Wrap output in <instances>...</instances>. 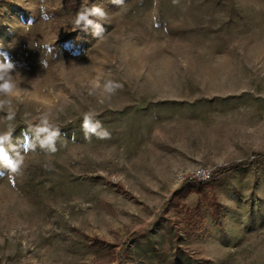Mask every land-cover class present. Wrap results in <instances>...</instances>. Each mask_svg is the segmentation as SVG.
<instances>
[{
    "label": "rangeland",
    "instance_id": "1",
    "mask_svg": "<svg viewBox=\"0 0 264 264\" xmlns=\"http://www.w3.org/2000/svg\"><path fill=\"white\" fill-rule=\"evenodd\" d=\"M83 4L0 0L24 155L0 164V264H264V0H88L98 36L74 26ZM87 113L108 138L85 139ZM198 165L224 169L200 184Z\"/></svg>",
    "mask_w": 264,
    "mask_h": 264
},
{
    "label": "clouds",
    "instance_id": "2",
    "mask_svg": "<svg viewBox=\"0 0 264 264\" xmlns=\"http://www.w3.org/2000/svg\"><path fill=\"white\" fill-rule=\"evenodd\" d=\"M113 4L123 6L124 0H111ZM178 2V0H173V3ZM88 0H84V4L77 11L74 18L75 28H80L86 30L88 27L94 29L93 35L98 36L104 31V28L97 20H107L108 15L105 10L97 5H92L91 7L87 6ZM41 22H49L52 20V17L48 14L47 10L43 7L40 9ZM90 17H95L97 20L90 19ZM32 20L30 19L27 26L32 25ZM156 27H160L159 23H156ZM166 31V28H165ZM46 52H49L50 46L46 47ZM4 57L0 61V111H7L6 120L8 124L5 128H0V164H3L11 174H22L23 164H24V155L20 154L17 146L11 143V134L14 128L12 127L11 122L15 119L16 113L12 107L13 98L19 97V89L15 80V76L12 73L15 71L16 65L11 61L9 54L7 52L0 53ZM44 67H47V61H42ZM122 85L114 82L112 80H107L103 84L93 82L91 89L95 91L97 88H102L104 93L108 97L113 95L117 89L121 88ZM94 113H87L83 117L82 129L85 133V139H91L93 135L99 138H108L110 133L107 130L98 131L101 128L100 122L93 119ZM48 113H45L42 119V126L36 128V138L39 141L41 148H46L48 151L55 153L57 151L55 147L56 138L59 135L58 129H51L47 123ZM42 137V138H41ZM11 149L15 156L10 158L9 152L6 149ZM15 150V151H14ZM34 150V145L32 143V137L26 140L24 144V154L29 151Z\"/></svg>",
    "mask_w": 264,
    "mask_h": 264
},
{
    "label": "built area",
    "instance_id": "3",
    "mask_svg": "<svg viewBox=\"0 0 264 264\" xmlns=\"http://www.w3.org/2000/svg\"><path fill=\"white\" fill-rule=\"evenodd\" d=\"M219 167H212L209 165H198L189 171L187 178L196 182H208L210 181Z\"/></svg>",
    "mask_w": 264,
    "mask_h": 264
},
{
    "label": "trees",
    "instance_id": "4",
    "mask_svg": "<svg viewBox=\"0 0 264 264\" xmlns=\"http://www.w3.org/2000/svg\"><path fill=\"white\" fill-rule=\"evenodd\" d=\"M244 164H245L244 162H237V163L231 165L230 168H237V167H239V166H241V165H244ZM223 169H224V167H223V168H219V169L216 171V173L219 172V171H222ZM216 173L214 174V177H215ZM214 177H213L211 180H213ZM199 183L201 184V182H199ZM202 183H203V182H202ZM182 192H183V190L180 191V192H177V193L175 194L174 197L177 198L180 194H182ZM172 202H174V198H173V201H172ZM177 204H178V203H177Z\"/></svg>",
    "mask_w": 264,
    "mask_h": 264
}]
</instances>
